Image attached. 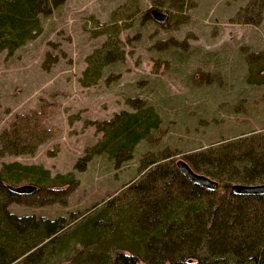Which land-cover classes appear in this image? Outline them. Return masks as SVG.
I'll return each instance as SVG.
<instances>
[{
	"label": "rangeland",
	"instance_id": "374dc122",
	"mask_svg": "<svg viewBox=\"0 0 264 264\" xmlns=\"http://www.w3.org/2000/svg\"><path fill=\"white\" fill-rule=\"evenodd\" d=\"M40 21L36 38L0 53V135L32 111L46 113L55 135L33 155L0 156V170L42 167L74 184L54 189L68 191L61 202L12 205V214L62 220L67 235L150 161L264 140V0H65ZM150 108L159 126L130 160L81 162L102 138L93 122Z\"/></svg>",
	"mask_w": 264,
	"mask_h": 264
},
{
	"label": "trees",
	"instance_id": "16d2710c",
	"mask_svg": "<svg viewBox=\"0 0 264 264\" xmlns=\"http://www.w3.org/2000/svg\"><path fill=\"white\" fill-rule=\"evenodd\" d=\"M64 2L0 0V53L10 56L36 38L41 18ZM158 123L152 108L93 122L102 138L81 162L103 154L115 166L130 160ZM54 135L44 111L17 115L0 135V156L33 155ZM251 139L150 161L140 178L67 235L58 234L62 220L19 217L9 207L61 202L68 191L54 189L73 185V175L3 165L0 264H43L41 254L52 251L55 258L66 257L59 264H264V194L233 192L264 180V140ZM22 187L31 191H16Z\"/></svg>",
	"mask_w": 264,
	"mask_h": 264
},
{
	"label": "water",
	"instance_id": "95a60500",
	"mask_svg": "<svg viewBox=\"0 0 264 264\" xmlns=\"http://www.w3.org/2000/svg\"><path fill=\"white\" fill-rule=\"evenodd\" d=\"M154 16L156 17L158 23H163L165 21V17L157 14L156 12H154ZM16 191L25 193L30 192L31 189L29 187H22L17 189ZM233 192L240 195H260L264 194V185L256 187H235L233 188Z\"/></svg>",
	"mask_w": 264,
	"mask_h": 264
}]
</instances>
